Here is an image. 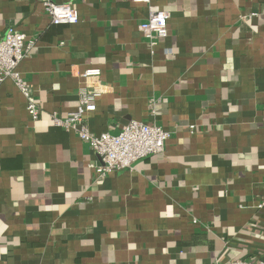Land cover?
<instances>
[{
  "label": "crops",
  "instance_id": "obj_1",
  "mask_svg": "<svg viewBox=\"0 0 264 264\" xmlns=\"http://www.w3.org/2000/svg\"><path fill=\"white\" fill-rule=\"evenodd\" d=\"M0 0V35L35 42L18 67L40 115L0 82V264H211L264 260V0ZM170 14L167 37L140 30ZM101 70L85 123L170 132L163 152L96 179L100 157L54 124ZM194 126L192 130L191 127Z\"/></svg>",
  "mask_w": 264,
  "mask_h": 264
},
{
  "label": "built area",
  "instance_id": "obj_2",
  "mask_svg": "<svg viewBox=\"0 0 264 264\" xmlns=\"http://www.w3.org/2000/svg\"><path fill=\"white\" fill-rule=\"evenodd\" d=\"M149 2V0H135ZM42 4L53 25H74L79 22L77 9L68 3H58L55 0H42ZM170 14L163 10H154L148 19L140 25V30L151 45H156L158 39L167 37V26ZM35 47L33 40L15 28H9L0 35V82L12 79L21 93L28 100V112L33 120L40 115L39 107L32 98L29 86L18 71L19 65L29 57ZM101 70L99 68L87 69L81 76L90 85L79 90V103L75 111L62 118L52 115L56 126L67 130H75L79 138L87 143L100 157L101 164L93 166L96 179H104L113 172L130 168L136 161L150 155L164 151L167 140L171 134L162 127L130 121L121 127L117 134H94L85 123L86 116L96 111L97 100L103 94L101 83ZM194 129V126L191 127ZM257 208H264V202ZM211 264H264V260L254 263L246 260H236L227 263Z\"/></svg>",
  "mask_w": 264,
  "mask_h": 264
},
{
  "label": "trees",
  "instance_id": "obj_3",
  "mask_svg": "<svg viewBox=\"0 0 264 264\" xmlns=\"http://www.w3.org/2000/svg\"><path fill=\"white\" fill-rule=\"evenodd\" d=\"M227 262H231V261H226V262H220V263H227Z\"/></svg>",
  "mask_w": 264,
  "mask_h": 264
}]
</instances>
